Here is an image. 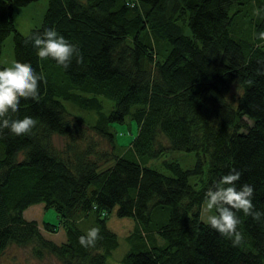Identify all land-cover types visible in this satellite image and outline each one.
<instances>
[{"label": "trees", "instance_id": "trees-1", "mask_svg": "<svg viewBox=\"0 0 264 264\" xmlns=\"http://www.w3.org/2000/svg\"><path fill=\"white\" fill-rule=\"evenodd\" d=\"M31 1L0 0V53L13 32L14 63L45 78L39 101L21 99L12 116L34 118L31 134L0 136V253L15 244L61 264H108L118 239L105 214L115 207L138 225L121 264H264V222L237 212L243 243L233 246L199 217L207 192L233 168L242 173L236 188L253 186L264 212V0H48L41 24L23 34L12 7ZM237 20L253 29L249 41L236 36ZM46 28L75 44L83 62L73 57L65 70L40 60L26 40ZM126 117L137 132L119 152L110 126ZM52 134L65 137L61 150ZM169 150L192 151L193 165H144ZM39 202L58 217L44 229L61 226L64 241L23 216ZM163 206L165 218L155 220ZM90 213L102 239L84 248L77 221Z\"/></svg>", "mask_w": 264, "mask_h": 264}, {"label": "clouds", "instance_id": "clouds-1", "mask_svg": "<svg viewBox=\"0 0 264 264\" xmlns=\"http://www.w3.org/2000/svg\"><path fill=\"white\" fill-rule=\"evenodd\" d=\"M253 14L260 15V12L254 10ZM29 41L37 50L40 60L52 59L65 70L69 68L73 57H76L78 63L83 62L79 48L54 28H46L42 33H31L26 43ZM44 79L43 74L36 72L29 63L17 61L11 67L0 69V136L5 129L16 136L31 134L37 124L34 118L25 116L14 119L12 116L19 111L21 99L39 101L41 82ZM241 176L239 170L231 169L206 194L205 211L210 213L206 223L229 239L233 246L243 243V235L238 231L241 220L237 212H243L256 222H264V212L256 210L253 204V186L244 184L239 190L236 188ZM101 239L99 227H92L79 237V244L84 248L95 247Z\"/></svg>", "mask_w": 264, "mask_h": 264}, {"label": "rangeland", "instance_id": "rangeland-1", "mask_svg": "<svg viewBox=\"0 0 264 264\" xmlns=\"http://www.w3.org/2000/svg\"><path fill=\"white\" fill-rule=\"evenodd\" d=\"M47 4L48 0H34L25 5H13L12 20L15 29L26 34L30 28L39 26L47 8ZM240 14H242V12H240ZM234 28L236 36L246 41L250 40V31L253 29H251L248 22L237 20ZM12 33L13 32H10L2 41L0 62L5 67H11L14 64ZM230 93L237 96L240 93V89L237 86H232ZM80 113L82 114L83 112ZM89 113L93 114V111ZM245 119L248 124L252 123L251 119L247 117ZM110 130L116 135L118 151L124 152L129 148L130 142L137 132V122L132 118L126 117L122 122H112ZM52 142L58 150H61L64 146L65 137L52 134ZM102 142L104 145H107L104 139ZM164 159H174L178 161L182 167L188 168L193 165L195 155L192 151L169 150L160 157L146 160L144 165L166 171L162 164ZM189 181L194 184V186L199 185L198 178L195 176L190 177ZM206 202L207 199L203 200L199 206V217L204 222H206L207 215L210 214L205 211ZM115 209L116 208L113 207L105 214L107 227L116 233L118 239V245L111 251V254L107 256L108 264H121V256L130 248H136L135 244L138 242V238L133 235L135 227L138 226L134 218L130 216H118ZM24 212L26 218L36 219L46 238L57 243L65 240V232L61 226H58L57 231L53 232L47 231L42 225L43 221L54 224L57 223L58 217L53 207H44L43 203L39 202L29 205ZM166 214L167 208L165 206L155 209L154 219L162 220L165 218ZM77 225L87 232L90 228L94 227L93 214L90 213L83 216L81 220L77 221ZM156 240L161 241L162 239L156 236ZM0 261L2 264H61V261L51 254L45 255L43 258H37L31 253L29 246H19L15 244L6 246L3 252L0 253Z\"/></svg>", "mask_w": 264, "mask_h": 264}, {"label": "crops", "instance_id": "crops-1", "mask_svg": "<svg viewBox=\"0 0 264 264\" xmlns=\"http://www.w3.org/2000/svg\"><path fill=\"white\" fill-rule=\"evenodd\" d=\"M26 208H27V207H26ZM26 208H25V209H26ZM25 209L23 210V216H24V217H25V212H24V211H25ZM25 218H26V217H25ZM26 219H35V218H26ZM35 220H36V219H35ZM37 224H38V223H37ZM38 226L40 227V225H39V224H38ZM40 230H41V229H40Z\"/></svg>", "mask_w": 264, "mask_h": 264}]
</instances>
